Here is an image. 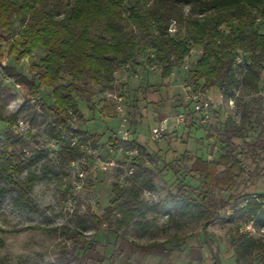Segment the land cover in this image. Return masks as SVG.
<instances>
[{"label":"trees","instance_id":"16d2710c","mask_svg":"<svg viewBox=\"0 0 264 264\" xmlns=\"http://www.w3.org/2000/svg\"><path fill=\"white\" fill-rule=\"evenodd\" d=\"M171 25L174 33L169 32ZM192 48H201L203 54L191 63L186 86L204 94L216 90L226 103L233 101L240 110L238 121L227 118L215 130L222 144L216 159L192 158L185 151L167 166L168 187L169 181L187 170L184 176L189 180L176 189L173 199L183 213L197 209V216L203 219L202 230H206L226 204L215 198V192L232 190L248 173L236 142L242 141L244 157L256 159L264 153V0H0V73L27 97L35 98L39 114L52 129L51 136L62 142L57 153L60 169L83 156L78 146L71 145L72 139L83 143L89 138L95 144V137L87 138L76 126L85 122L80 102L93 110L89 104L92 87L98 86L101 93L116 91V74L139 66L138 59L144 54L146 64L168 78L183 66ZM35 52H41L37 63L33 61ZM26 57L29 75L19 68ZM41 90L50 91L51 104L39 98ZM19 114L17 111L6 120L9 133L0 140V172L17 198L26 201L34 177L27 175L22 181L20 176L37 157L19 150L22 135L14 133ZM249 136L255 139L248 141ZM195 179L200 181L196 187L189 183ZM112 188L114 198L102 215L89 214L81 223H90L97 231L105 226L107 235L120 240L119 246L107 257L75 232L74 250L84 251L72 254L73 263L113 264L115 257L124 256L125 246L142 256L163 258L171 252L167 246L184 243V239L173 237L146 244L129 240L130 228L146 230L148 216L161 214L164 207L162 203L150 204L144 197L156 192L151 179L134 176L126 185L115 183ZM6 192L0 187V202ZM244 204L252 208L249 200ZM256 225L264 228V210L257 214ZM28 228L51 234L65 230ZM252 245L250 238L238 239L237 264L241 258H245L244 264L253 263L248 252ZM67 258L63 255L59 260L65 263Z\"/></svg>","mask_w":264,"mask_h":264},{"label":"rangeland","instance_id":"374dc122","mask_svg":"<svg viewBox=\"0 0 264 264\" xmlns=\"http://www.w3.org/2000/svg\"><path fill=\"white\" fill-rule=\"evenodd\" d=\"M40 57L41 52H35L33 61L37 63ZM146 58V54L141 55L139 66L117 73L115 92L124 99L131 133L128 144L142 151L134 163L135 176L158 183L154 196L144 197L150 204L158 201L165 205L161 214L148 216L150 224L146 230L130 228L127 238L146 244L173 237L184 239V243L179 247L167 246L166 250L171 252L163 258L156 255L142 256L132 252L130 246H125L124 256L115 257L113 264H237L235 247L240 237L253 241L248 250L254 259L252 264H264V228L256 225L257 214L264 210V153L261 152L256 159L244 157L242 141L236 142L237 152L248 173L237 181L232 190L215 192V198L223 199L226 204L219 208V218L206 230H202L203 219L197 216V209L183 213L179 202L173 199L176 189L180 185L184 187L183 183L189 180L184 176L187 170L184 169L175 181H169V187L161 177L158 178L185 151L192 158L199 156L216 159L222 152V144L215 130L227 118L238 121L239 108L223 104L211 118L203 122L200 115L190 112L191 106L186 97L187 71L191 62L185 60L180 69L174 70L170 77L163 78L159 69L152 70L146 64ZM29 67L30 61L26 57L19 68L29 75ZM39 94L41 100L51 104L49 90H41ZM34 102L35 98L27 97L22 89L16 88L0 73V140L4 137V141L9 133L6 120L20 111L18 120L28 122L30 130L21 136L23 145L19 150L27 156L37 157L34 165L29 166L20 176L22 181L27 175L34 177L26 201L17 198L9 189L8 180L0 172V187L7 190L0 202V264H75L71 261L72 254L81 255L84 251L78 248L74 250L72 236L75 232L83 234L87 241L95 244L101 255L109 257L119 246L120 240L107 235L105 226L97 231L92 224H82L81 221L86 220L89 214L102 215L114 198L112 185H121L125 181L122 177L128 159L118 154L111 157L105 148L106 145L116 147L120 141V119L115 105L100 92L98 86L92 87L89 104L93 110L85 102L79 103L85 122L77 123L76 126L86 133L87 138L95 137L92 146L98 151L99 159L113 160L114 163L102 171L96 167L95 160L89 158L84 169L86 176L79 179V167L60 169L58 166L57 153L62 142L51 136L52 129L41 117ZM181 110L187 114L185 125L168 132L160 142H152L149 139L151 129L162 118ZM254 139L255 136L247 138L248 141ZM190 164H186L187 167ZM189 183L196 187L200 181L195 179ZM79 185L80 188H77ZM253 195H256L258 201L250 200ZM246 200L250 201L252 208L244 204ZM32 226L63 227L65 230L60 234H51L28 228ZM63 255L68 257L65 263L59 260ZM248 256L246 254L245 257ZM244 261L245 258H241L240 264H244Z\"/></svg>","mask_w":264,"mask_h":264},{"label":"built area","instance_id":"2783aa9c","mask_svg":"<svg viewBox=\"0 0 264 264\" xmlns=\"http://www.w3.org/2000/svg\"><path fill=\"white\" fill-rule=\"evenodd\" d=\"M169 32L170 33L175 32L174 25H171ZM202 54H203V50L201 48H192L185 60L186 61L189 60L192 63L194 60H196V58L200 57ZM237 63L239 64L242 63L241 56L237 58ZM155 69H156L155 67L152 68V70ZM15 86L18 89L20 88L18 85ZM186 90H188L186 97L189 100L191 106L190 112H192L194 115H200L204 119L203 122H206L207 119L211 118L213 116V113L217 111L219 107H221L223 104H227L231 108H233L234 106L233 101H229L226 103L223 95L219 93L217 94L216 97H213L212 91H208L205 94H201L200 92H196L192 88L187 86H186ZM104 95L107 99L111 100L114 103L115 111L120 119L119 143L117 144L116 147H113V145H106L105 148L108 155H110L111 157L118 154V155H123L126 159H128V165L125 169L124 176L122 177V179L125 181L121 182V185H126L129 182V180H131L135 176L134 163L136 159L139 158L141 150L137 146L133 147V146H129L128 144L130 141L131 133L128 129L129 121L126 116V109H125L123 97L121 95H117L115 91H107L104 93ZM203 96L205 97V99H202ZM186 121H187V114L185 110H181L174 115L164 117L157 123L155 127L151 129L149 134V139L152 142H160L161 140H163L164 136L168 132L184 126ZM29 130H30L29 123L21 120H19L14 127V133L18 135L26 134ZM71 145L78 146V148L83 152V156L81 158L70 164V167L80 168V171H78L77 173L79 179H84L86 176V172L84 169L88 164L89 158H93L95 160L96 167H98L102 171H105L108 167L114 165L113 160L103 161L99 159L98 151L94 149V147L91 144V141L89 140H85V142L80 143L79 138H74L72 139ZM208 160L211 159L208 158ZM77 188H80V185ZM251 199L258 201L256 195H253Z\"/></svg>","mask_w":264,"mask_h":264},{"label":"crops","instance_id":"0c3cea01","mask_svg":"<svg viewBox=\"0 0 264 264\" xmlns=\"http://www.w3.org/2000/svg\"><path fill=\"white\" fill-rule=\"evenodd\" d=\"M116 76H117V74H116ZM117 82H118V78H117ZM213 93H212V96L213 97H216L217 96V91L216 90H214V91H212ZM214 92H216V94L214 93ZM208 158H210V157H208ZM161 177V180L164 182V183H166V181L169 179V173H167L166 171H165V173H164V175H162V176H159L158 178H160ZM153 184H154V186H155V188L157 189V182L155 183V182H153ZM158 190V189H157ZM156 190V191H157ZM149 196H154V194L153 195H149ZM156 203L158 202V201H155ZM163 205H165V204H163Z\"/></svg>","mask_w":264,"mask_h":264}]
</instances>
